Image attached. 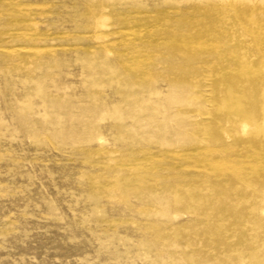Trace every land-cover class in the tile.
<instances>
[{
    "label": "rangeland",
    "instance_id": "rangeland-1",
    "mask_svg": "<svg viewBox=\"0 0 264 264\" xmlns=\"http://www.w3.org/2000/svg\"><path fill=\"white\" fill-rule=\"evenodd\" d=\"M0 264H264V0H0Z\"/></svg>",
    "mask_w": 264,
    "mask_h": 264
}]
</instances>
